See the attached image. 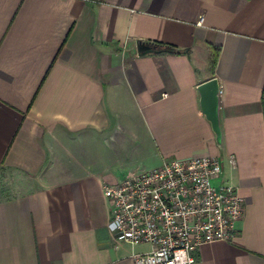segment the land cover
<instances>
[{
    "label": "crops",
    "instance_id": "1",
    "mask_svg": "<svg viewBox=\"0 0 264 264\" xmlns=\"http://www.w3.org/2000/svg\"><path fill=\"white\" fill-rule=\"evenodd\" d=\"M199 156L244 209L196 264H264V0H0V166L31 181L0 199V264H134L103 185Z\"/></svg>",
    "mask_w": 264,
    "mask_h": 264
},
{
    "label": "built area",
    "instance_id": "2",
    "mask_svg": "<svg viewBox=\"0 0 264 264\" xmlns=\"http://www.w3.org/2000/svg\"><path fill=\"white\" fill-rule=\"evenodd\" d=\"M221 174L218 156L173 158L104 184L113 240L147 246L132 253L134 264H196L193 252L231 240L243 215V197Z\"/></svg>",
    "mask_w": 264,
    "mask_h": 264
},
{
    "label": "water",
    "instance_id": "3",
    "mask_svg": "<svg viewBox=\"0 0 264 264\" xmlns=\"http://www.w3.org/2000/svg\"><path fill=\"white\" fill-rule=\"evenodd\" d=\"M154 49L150 43H141L140 52H147ZM199 94V105L202 113L209 121L215 136L216 143L221 145V128L219 124V83L217 78L211 77L197 85Z\"/></svg>",
    "mask_w": 264,
    "mask_h": 264
},
{
    "label": "rangeland",
    "instance_id": "4",
    "mask_svg": "<svg viewBox=\"0 0 264 264\" xmlns=\"http://www.w3.org/2000/svg\"><path fill=\"white\" fill-rule=\"evenodd\" d=\"M219 181V180H218ZM213 179L212 182H218ZM31 185V181L16 171L0 166V199L12 196Z\"/></svg>",
    "mask_w": 264,
    "mask_h": 264
},
{
    "label": "trees",
    "instance_id": "5",
    "mask_svg": "<svg viewBox=\"0 0 264 264\" xmlns=\"http://www.w3.org/2000/svg\"><path fill=\"white\" fill-rule=\"evenodd\" d=\"M165 46L168 47V48H170V49H174V46H171V45H169V44H168V45H165ZM174 50H175V49H174ZM175 51L178 52V51H180V50H179V49H176Z\"/></svg>",
    "mask_w": 264,
    "mask_h": 264
}]
</instances>
